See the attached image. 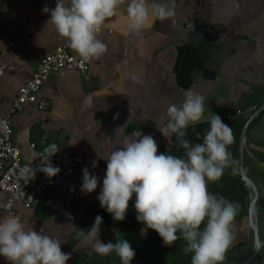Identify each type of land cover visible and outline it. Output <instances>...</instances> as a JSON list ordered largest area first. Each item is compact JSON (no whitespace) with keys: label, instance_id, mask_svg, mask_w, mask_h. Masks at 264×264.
<instances>
[{"label":"crops","instance_id":"1","mask_svg":"<svg viewBox=\"0 0 264 264\" xmlns=\"http://www.w3.org/2000/svg\"><path fill=\"white\" fill-rule=\"evenodd\" d=\"M128 3L121 0L117 15L106 19L98 39L107 50L89 61L86 73L66 66L41 85L39 95L48 101L46 108L27 104L9 116L12 139L24 163L42 162L49 155L44 149L51 144L59 151L50 160L68 150L83 158L75 174L54 190L42 191L50 206L25 208L14 198L12 213L0 207V220L16 217L26 228L58 239L62 252L71 254L66 264H116L111 254H97L85 243L97 215L103 221L99 232L103 243L117 242L126 231L141 230L135 194L123 221H114L98 200L107 168L104 158L124 139H135L141 132L140 138H154L158 154L184 158L175 134L166 138L158 127L168 121V105H180L185 92L204 97V120L186 129L185 139L193 145L203 142L212 113L226 119L264 100V0H148L167 4L174 15L150 18L140 36L128 28ZM55 5L56 0H0L1 116L9 115L40 58L66 41L53 26L46 28L51 13L42 10ZM252 113L246 111L244 116ZM251 127L244 138V155L254 174V152L262 143L247 139ZM40 141L44 146H30ZM228 150L239 167L238 151L230 146ZM84 168L99 178L92 193L81 191ZM225 172L239 174H233L232 168ZM4 200L0 194V205ZM143 262L153 264L148 257ZM0 264L10 262L0 256Z\"/></svg>","mask_w":264,"mask_h":264},{"label":"clouds","instance_id":"2","mask_svg":"<svg viewBox=\"0 0 264 264\" xmlns=\"http://www.w3.org/2000/svg\"><path fill=\"white\" fill-rule=\"evenodd\" d=\"M120 3L121 0H56L54 9L45 7L42 11L51 13L46 28L53 26L72 50L84 61H90L106 52L98 34L106 19L117 15ZM173 15L165 3L129 0L128 28L140 36L150 18L164 20ZM204 111V97L189 90L180 105H168V121L163 128L158 127L166 138L175 134L184 158L158 154L154 138L150 135L140 138L141 132L135 134V139H124L121 147L104 158L107 168L98 200L114 221H123L135 194L137 221L146 229L155 230L166 246L183 238L185 254L191 253V264H220L235 239L233 222L239 205L210 193L207 184L219 181L228 168H232L233 174H243L246 170L239 168L232 158L228 149L234 142L233 131L218 115L212 113L210 129L202 143L193 145L185 139L189 125L204 120ZM58 151L56 144L44 149L49 155L43 157L39 170L48 177L60 171L50 160ZM92 165L95 167L96 161ZM24 172L35 174L31 165ZM82 173L81 191L92 193L99 178L87 168ZM102 222V217L97 215L86 233L85 243L97 254L115 252L122 264H131L135 251L128 240L122 237L115 244L100 240ZM0 256L10 264H66L71 258L70 253L62 252L58 239L26 228L16 217L0 220Z\"/></svg>","mask_w":264,"mask_h":264},{"label":"built area","instance_id":"3","mask_svg":"<svg viewBox=\"0 0 264 264\" xmlns=\"http://www.w3.org/2000/svg\"><path fill=\"white\" fill-rule=\"evenodd\" d=\"M102 30V28H101ZM101 32V31H100ZM89 61H84L78 54L74 53L67 41L58 46L54 52L40 58L31 78L20 88L18 96L13 100L9 115H0V194L5 196L0 207L7 213L14 209V198L25 208H34L37 205L50 206V200L42 197L43 190H54L58 183L75 174L83 166V158L72 153L70 150L59 158L51 159L53 166L60 169L54 177H48L39 170L42 162L36 164L24 163L19 149L12 139V128L9 116L21 111L27 104H33L39 109L48 106V101L39 95L42 83L50 76L58 73L68 65H73L80 73L88 70ZM254 107L246 110H237L235 114L253 111ZM233 115L227 116L231 118ZM44 146V142H33L31 147ZM32 166L34 176L31 172H24L26 166Z\"/></svg>","mask_w":264,"mask_h":264},{"label":"trees","instance_id":"4","mask_svg":"<svg viewBox=\"0 0 264 264\" xmlns=\"http://www.w3.org/2000/svg\"><path fill=\"white\" fill-rule=\"evenodd\" d=\"M263 101L264 100H259L258 102H256L253 112L263 103ZM263 112L264 110L252 120V122L248 126L247 132L249 128L259 118L262 117ZM248 118L249 116H244V114H233V116L229 119H222V121L226 125L232 128L234 142L232 143V145H230V147L234 148L237 151L239 145V137L242 128ZM257 160L258 162L264 163V157L262 160L259 158H257ZM245 168L246 159L245 155H243V169L245 170ZM244 173L247 177H249L246 171H244ZM208 191L212 194H215L217 197L222 196L229 202H234L239 205L238 214L233 222V232L235 235V239L227 249L225 257L229 256L231 252L239 246L247 245L251 242L253 244L252 230L246 222L250 196L247 186L241 179L240 174L233 176L227 172H224L222 178L219 181L211 182ZM259 211L260 207L257 212ZM259 219L261 221V218ZM242 222L247 223L246 230L236 228L235 225ZM203 226L204 225H202L201 228H203ZM124 238L128 240L135 251V257L131 261V264H147L143 262L144 258L146 257H148L153 264H191V253L185 254L184 247L186 246V242L183 240V238L178 239L172 246H166L159 234L155 230L146 229L144 224H142L141 230L138 233L126 231L124 233ZM260 239L264 241V236L262 238L260 237ZM115 243L116 242H113V244ZM263 246H261L260 249L263 248ZM260 249L254 259L248 264H264V262L261 261L264 257V251L260 253ZM110 254L116 264H122L120 258L115 254V252H112Z\"/></svg>","mask_w":264,"mask_h":264},{"label":"rangeland","instance_id":"5","mask_svg":"<svg viewBox=\"0 0 264 264\" xmlns=\"http://www.w3.org/2000/svg\"><path fill=\"white\" fill-rule=\"evenodd\" d=\"M247 139H251L254 137V139L259 140L262 144H260L256 149L257 151L254 152V159L255 161H252L256 167V173H250L249 168L246 167L245 170L248 174V178L253 182V184L257 188V193L259 196V207H260V213H256V221L258 225V234L262 238L264 236V163L258 162L257 158L263 159L264 156V112L262 114V117L259 118L251 127ZM246 161L248 162V159L245 157ZM261 218V221L260 219ZM247 222V221H246ZM246 222L237 223L235 226L236 228H240L242 230H246ZM264 245V241L261 240V246ZM252 249V242L248 243L247 245H242L234 249L231 254L224 258L223 261L220 262V264H239L242 262L251 252ZM264 251L263 248L260 249V253ZM264 255V252H263ZM259 256V255H258ZM264 262V257L261 260Z\"/></svg>","mask_w":264,"mask_h":264},{"label":"water","instance_id":"6","mask_svg":"<svg viewBox=\"0 0 264 264\" xmlns=\"http://www.w3.org/2000/svg\"><path fill=\"white\" fill-rule=\"evenodd\" d=\"M264 110V102L249 116L247 121L245 122L240 137H239V145H238V156H239V168L243 169V155H244V138L245 134L247 132L249 124L252 122L254 118H256L259 113H261ZM240 174L241 179L247 186L249 196H250V202L248 205V212H247V222L249 227L252 230V235H253V244H252V249L249 255L239 264H248L250 263L254 257L257 255L260 245H261V239L258 234V225L256 221V213L259 209V198H258V193H257V188L253 184V182L245 175Z\"/></svg>","mask_w":264,"mask_h":264}]
</instances>
